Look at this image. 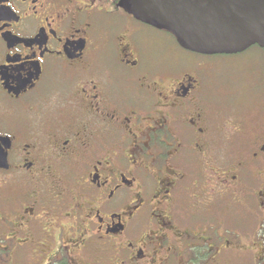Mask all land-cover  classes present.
<instances>
[{"label":"flooded vegetation","instance_id":"af4514ba","mask_svg":"<svg viewBox=\"0 0 264 264\" xmlns=\"http://www.w3.org/2000/svg\"><path fill=\"white\" fill-rule=\"evenodd\" d=\"M120 4L0 0V264H264L263 82Z\"/></svg>","mask_w":264,"mask_h":264},{"label":"water","instance_id":"95a60500","mask_svg":"<svg viewBox=\"0 0 264 264\" xmlns=\"http://www.w3.org/2000/svg\"><path fill=\"white\" fill-rule=\"evenodd\" d=\"M137 20L171 32L180 46L203 55L264 50V0H121Z\"/></svg>","mask_w":264,"mask_h":264},{"label":"rangeland","instance_id":"374dc122","mask_svg":"<svg viewBox=\"0 0 264 264\" xmlns=\"http://www.w3.org/2000/svg\"><path fill=\"white\" fill-rule=\"evenodd\" d=\"M163 40H167L170 42L172 51L181 62H183L185 65L189 64V62L194 63V61H200L207 59L209 62L213 60V58L208 59L204 58L202 55H198L197 53H194L192 51H185L183 50L179 45L175 44V41L170 39L168 35L161 36ZM174 41V43H173ZM168 43V42H167ZM237 60H239L241 63L245 64L249 70V73L252 74V72L257 73V76L259 77V80L263 82L264 84V50L260 48L258 45L251 46L242 54L237 56ZM214 61L220 65H225L226 62H228L227 57H219L214 58ZM255 69V70H254Z\"/></svg>","mask_w":264,"mask_h":264}]
</instances>
